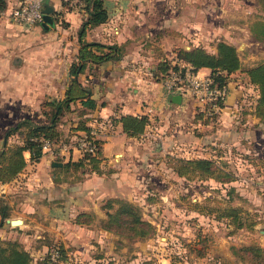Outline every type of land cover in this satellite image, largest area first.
Listing matches in <instances>:
<instances>
[{"label": "crops", "instance_id": "obj_1", "mask_svg": "<svg viewBox=\"0 0 264 264\" xmlns=\"http://www.w3.org/2000/svg\"><path fill=\"white\" fill-rule=\"evenodd\" d=\"M5 1V12L0 14V150L6 143L22 142L19 131L5 137L9 128L25 118L49 122L51 102L65 98L72 79L70 67L79 60V31L86 16L82 0H50L54 7L50 27L27 26L8 15L23 0ZM105 3L109 19L87 27L84 39L121 45L123 55L102 63L87 62L78 80L91 89L97 104L87 108L71 102L58 123L61 137L68 140L97 131L99 168L67 165L83 157L77 148L64 154L47 151L39 160H32L26 150V167L0 184V238L19 241L31 253L32 264H45L55 243L64 249L61 264H140L142 241H135L134 247L126 245V238L103 227L108 211L114 210L107 200L121 198L141 206L135 192L147 188L143 174L157 172L161 159L157 157L166 143L176 147L184 135H191L185 130L214 126L196 116L190 94H182L181 103L173 100L181 92L165 90L158 63L173 59L178 47L201 45L216 52L217 46L209 48L212 39L235 44L238 50L258 47L251 57L264 58V0ZM254 60L243 58L242 68L231 74L234 79L213 138L264 164V119L254 112L259 89L245 71L263 59ZM211 71L198 69L202 75ZM250 89L255 91L253 97ZM124 114H148L151 122L143 134L133 136L123 127ZM82 120L89 129L75 128Z\"/></svg>", "mask_w": 264, "mask_h": 264}, {"label": "rangeland", "instance_id": "obj_2", "mask_svg": "<svg viewBox=\"0 0 264 264\" xmlns=\"http://www.w3.org/2000/svg\"><path fill=\"white\" fill-rule=\"evenodd\" d=\"M212 40L209 48L213 49L223 41ZM257 48L252 47V52L241 46L238 51L242 59L247 57L255 62L264 59L251 57ZM250 91L253 97L255 91ZM219 116H199L204 123L214 122V126L197 125L185 130L191 135H184L182 144L172 147L166 143L163 154L157 157L161 158L157 172L143 174L147 188L135 192L134 197L142 200L145 216L156 220L152 222L157 233L141 240L140 264H256L241 257L236 249L249 244L264 246V164L213 138ZM176 157H209L232 171L236 178L220 182L192 174V178L186 179L172 170ZM231 186L234 190L229 193ZM233 207L243 220L241 226L232 222ZM134 242L127 239L124 243L134 247Z\"/></svg>", "mask_w": 264, "mask_h": 264}, {"label": "trees", "instance_id": "obj_3", "mask_svg": "<svg viewBox=\"0 0 264 264\" xmlns=\"http://www.w3.org/2000/svg\"><path fill=\"white\" fill-rule=\"evenodd\" d=\"M0 8H6V1L0 0ZM81 8L86 16L79 31L82 47L78 61H74L70 67L72 75L71 83L67 89L66 96L63 99H56L51 102L53 108L49 113L50 121L47 123H38L31 118H25L9 128L5 137L8 138L12 133L19 131L22 142L10 143L0 150V184L13 180L26 167L27 159L25 151L31 152L32 160H39L44 152L43 145L45 139H51L59 144L61 141H69L61 137L58 129V123L61 115L69 109L71 102H81L87 108H93L97 102L91 95V89L86 87L78 80V74L85 68L88 61L102 63L109 59H118L123 55V47L118 44H106L99 41H87L84 39L87 27L105 22L109 19V10L105 0H82ZM43 23V22H41ZM43 25V24H42ZM176 56L181 60L191 63L195 68H211V76L219 84H225L231 81V74L242 68V58L237 46L226 41H220L217 45V51L211 52L202 46H196L193 49L178 47ZM173 67L172 59L165 58L158 63V70L162 74L158 78L166 75ZM251 83L259 89V96L255 105V114L264 119V59L255 65L245 69ZM196 116L203 118L201 113ZM123 127L130 135L140 136L150 124L151 119L148 114L134 115L124 114L121 116ZM89 129L82 120L78 127ZM74 128V129H75ZM98 145L96 153L85 152L83 157L77 161H69L67 165L87 166L92 169H98L101 157L100 139L94 140ZM176 163L173 165L175 172L186 179L192 178V174L200 177L215 178L220 182H228L236 178L235 174L226 169L214 159L209 157H176ZM234 190L231 186L229 193ZM117 202V206L113 203ZM109 208L108 218L102 222L103 227L119 234L121 237L131 241L145 240L153 237L157 233L156 225L144 216L142 207L132 201L121 198H109L107 200ZM232 222L236 226L243 225L237 208H232ZM81 221V219H80ZM61 258L64 260V249L59 243ZM236 250L241 257L248 258L256 264H264V246L260 244L243 245ZM0 264H32V255L17 240H5L0 238Z\"/></svg>", "mask_w": 264, "mask_h": 264}, {"label": "built area", "instance_id": "obj_4", "mask_svg": "<svg viewBox=\"0 0 264 264\" xmlns=\"http://www.w3.org/2000/svg\"><path fill=\"white\" fill-rule=\"evenodd\" d=\"M45 0H23L18 6L13 7L8 15L14 22L31 26L44 21ZM5 9L0 8V14ZM173 67L161 78L165 90L169 93L190 94L196 102V113H201L203 117L212 118L220 115L223 111L230 93V81L219 84L209 75H202L191 63L181 60L176 55L172 59ZM97 131L80 135L74 140L54 143L51 139H45L44 150L56 154H64L65 151L77 148L83 154L85 152L96 153L98 145L94 141L97 139ZM45 264H61V250L58 245L50 247L45 257Z\"/></svg>", "mask_w": 264, "mask_h": 264}, {"label": "water", "instance_id": "obj_5", "mask_svg": "<svg viewBox=\"0 0 264 264\" xmlns=\"http://www.w3.org/2000/svg\"><path fill=\"white\" fill-rule=\"evenodd\" d=\"M53 10H54V7L50 3V0H45V3H44V21L42 23L45 28H49L50 24L54 22V18L52 15ZM185 49H192V47L186 46ZM173 100L177 103H181L182 94L178 93V94L173 95ZM54 164L55 165H62V162L55 161Z\"/></svg>", "mask_w": 264, "mask_h": 264}]
</instances>
